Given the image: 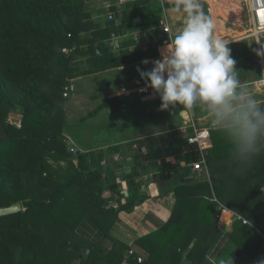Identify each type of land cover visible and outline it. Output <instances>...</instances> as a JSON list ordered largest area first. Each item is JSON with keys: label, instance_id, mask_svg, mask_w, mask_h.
Here are the masks:
<instances>
[{"label": "trees", "instance_id": "1", "mask_svg": "<svg viewBox=\"0 0 264 264\" xmlns=\"http://www.w3.org/2000/svg\"><path fill=\"white\" fill-rule=\"evenodd\" d=\"M206 1L201 0L203 10L211 15ZM170 9H177L176 2L136 0L91 12L87 0H0V209L17 203L25 209L0 218V264H120L128 247L112 238L109 228L120 213H132L145 201L139 179L146 175V162L159 161L156 178L168 181L180 175L181 162L189 166L200 159L197 146L188 143L191 129L187 136L172 132L152 140L147 154L140 151L135 166L125 175L127 189L123 190L115 172L102 166L108 153H79V166L74 164L64 134L67 120L58 109L80 76L126 68L135 78L142 61L158 59L159 47L171 43L159 30L161 16ZM95 14L98 18L107 15V20L95 21ZM110 15L114 19L109 20ZM151 31V44L139 50L133 34ZM113 35L123 40L112 46ZM16 105L23 109L20 127L9 121ZM133 106L119 97L107 98L90 117L106 108L123 112ZM183 111L177 109L174 119L184 121ZM211 132L213 147L207 152V164L236 160L225 136L218 130ZM110 152L125 155L126 150L121 146ZM188 166L184 178L192 175ZM232 172L228 179L215 178L212 184L177 181L172 219L136 242L144 252L142 264H210L209 242L219 235L218 207L226 188L236 187V204L240 195H246L243 215L264 233V224L249 205H259L262 197L254 183L264 173V153L250 166L240 164ZM111 201L118 208L107 209ZM85 220L100 229L104 241H111V251L103 253V242L91 246L88 260L81 251L70 254L71 241ZM233 237L237 249L233 264H257L264 259V240L251 225L240 221ZM97 247L100 254H96Z\"/></svg>", "mask_w": 264, "mask_h": 264}, {"label": "rangeland", "instance_id": "2", "mask_svg": "<svg viewBox=\"0 0 264 264\" xmlns=\"http://www.w3.org/2000/svg\"><path fill=\"white\" fill-rule=\"evenodd\" d=\"M219 1L223 2L224 0ZM239 1L237 5L238 9L234 11L237 20H226L216 16L211 1L208 0L209 3L206 2L209 6L211 16L214 18L217 25L215 35L229 43L228 47L231 50L232 58L236 61V68L241 82L251 90L254 98L259 102L264 100V96L257 94L254 89V83L262 78L258 45L252 34V23L244 7V0ZM228 7L231 8L232 4L230 3ZM241 11L242 18L240 17ZM97 16L98 15L95 14L93 17L95 21L105 22L103 17L98 18ZM216 20H223L224 27H221V23L219 22V24ZM121 40L122 38L120 36L116 39V41ZM114 43H111V45L114 46ZM239 57L243 59L238 60ZM78 59L81 60L82 58L78 57ZM86 67L85 65L84 68L86 69ZM126 76L127 74L123 72H111L106 75L101 73L94 76H80L72 82L68 96L67 94L64 96L66 100L58 105L59 111L63 112L67 120L68 126L64 134L68 147L72 151L73 158L71 160L74 164L79 166V153L87 151L94 153L101 152L102 154L103 152L108 153L106 167L108 166L109 170L115 172L117 181H121L122 187L126 186L123 185V179L127 173L131 172L133 166H135L137 155H139L140 151L142 154H147L146 146L150 141H157L163 136L172 134V132H181L182 135L187 136L190 129L192 132H195V128L201 130L213 127L210 123L207 111L202 105H194L191 108H187L177 104L174 106L170 105L167 109H162L161 99L147 104L144 103L143 98H140L136 94L135 90L137 87L132 84L133 82L131 83L129 80H126ZM121 83H124L125 88L121 87ZM126 86H131L134 90H132L130 94L126 93V89H128ZM114 97L133 102L134 106L123 112H116L111 108H106L100 111L98 115L90 117V114L96 111L103 104L105 99ZM137 100L138 102L135 103ZM177 109L191 111L190 118L191 120L194 119L195 127L191 125V123L186 125L184 121L174 119ZM22 114L23 109L16 105L9 116V121L20 127ZM121 146L125 148L126 153L121 162H116L114 160L116 154L111 153L110 150ZM184 153L186 152L184 151ZM159 163V161L146 162V175L154 177L153 181H155L156 184V176L159 174ZM61 164L63 167H66L64 163ZM180 164L183 170L188 166V164L184 162ZM188 167L192 169L191 164ZM183 170L180 174L183 173ZM191 172H193V170H191ZM234 189H236V187L230 188L229 191L231 192ZM105 197H110V195L106 193ZM232 203L237 206V208L240 207L239 203L236 204V201H232ZM251 208L262 210L257 204L256 206L251 205ZM83 223H81V225H83ZM85 239L83 238L87 245L86 248L88 249L86 251H89L90 248H92V243L90 239ZM105 246L106 245L103 244V253L106 250V248H104ZM98 251H100V249L97 247L96 254H100Z\"/></svg>", "mask_w": 264, "mask_h": 264}, {"label": "clouds", "instance_id": "3", "mask_svg": "<svg viewBox=\"0 0 264 264\" xmlns=\"http://www.w3.org/2000/svg\"><path fill=\"white\" fill-rule=\"evenodd\" d=\"M176 8L185 14L184 26L141 78L160 94L162 109L204 106L211 125L232 145L234 158L250 166L264 153V106L241 82L229 43L215 35L216 22L201 0H176Z\"/></svg>", "mask_w": 264, "mask_h": 264}, {"label": "crops", "instance_id": "4", "mask_svg": "<svg viewBox=\"0 0 264 264\" xmlns=\"http://www.w3.org/2000/svg\"><path fill=\"white\" fill-rule=\"evenodd\" d=\"M136 0H87V8L91 12H97L98 10H107L111 7H119L122 6L128 2H132ZM169 2H176V0H168ZM109 17V16H108ZM105 20H107V15L103 16ZM163 18H167L170 22V25L173 30L174 36L178 34V32L182 29L185 22V14L177 9H170L166 10L165 13L161 16V20ZM171 20V21H170ZM161 32V30H160ZM153 32H137L134 33V38L137 42V48L139 50H145L148 48V46L151 44V38ZM129 35V34H127ZM116 35H113L111 43L118 42L116 41ZM123 40V37L120 36ZM156 42V41H155ZM164 48H167V45L160 46L159 47V54L162 55V51ZM156 61L150 60L147 65L141 63L139 64V67L143 69V71H150L151 70V64ZM111 72H123L127 74L126 80H129L133 85L137 86V82L140 80L139 76H135L133 78V75L128 71L126 68H122L120 70H115ZM111 72L103 73L104 75L109 74ZM135 79V82L133 81ZM115 83V82H114ZM121 87H124V83H121ZM126 93H131L134 88L131 86H126ZM136 91V90H135ZM144 103L145 102L143 99ZM260 104L264 103L263 101H259ZM191 114V111H190ZM181 116L183 120H189V110H184L181 113ZM209 129L211 133V142H212V132L213 130H217L214 127L211 128H205ZM204 130V129H201ZM213 145V142H212ZM117 155V154H116ZM124 158V155H123ZM168 162L176 163L175 159L168 158ZM104 166H106L107 162H103ZM160 164V163H159ZM240 163L237 160H227V161H219L212 163L210 165L207 164V172L203 174L197 175L195 178V181L200 182H212L213 179H228L230 175H233L232 170L239 166ZM153 175V174H152ZM195 174L192 172L191 176H194ZM189 176V177H191ZM152 177V176H151ZM148 175H143L140 177V181L143 182V189L140 192V196L143 198H146L143 203H140L137 205V207L134 209L132 213H125L122 212L118 215V219L111 224L109 228V234L112 238L120 242L121 244L128 247L135 248L140 254H143L144 252L136 245L137 240L156 232L162 228H164L165 225L169 223V221L172 219L174 213H175V207L177 203V194L175 191V185L177 181L181 182V180L184 179L183 173L179 176H174L172 180H160L157 179V184L155 181H153V178H151ZM188 178V177H185ZM124 180V179H123ZM255 189L258 192H261L260 195L262 196L260 200H258L259 207L262 210H258L257 208L253 209L255 211L254 213H257L261 220L258 217V222L264 224V173L260 175V178L255 179ZM152 181V182H151ZM212 184V183H211ZM122 186V184H120ZM123 185H126L125 187H121L123 190L127 189V184L123 181ZM230 188H226V193L222 195L220 198L222 202L220 203L221 206V213L219 215V223H218V231L219 235L214 240H211L209 242V252H208V258L210 264H233L234 260L237 256V249H236V242L233 237V233L235 232L236 225L240 223V221L237 219L238 216L244 218L246 221L250 223V225L258 230L259 234L261 235L262 239L264 240V233L263 231H260L252 222L251 218H247L243 215L242 207L245 205L246 202V195L239 196V206H235L232 201H235V197L233 195L234 191H229ZM220 191V190H218ZM110 195L111 193H107ZM231 194V195H230ZM221 196V195H220ZM108 198V197H107ZM216 199V197H215ZM241 199V200H240ZM113 200V199H112ZM217 200V199H216ZM253 203V202H252ZM255 205V204H250ZM256 206V205H255ZM111 208H118V203L116 201L109 202L107 209ZM219 210V209H218ZM228 214L230 215L228 220H224V216ZM193 225V227H195ZM248 226V225H245ZM258 227L262 228V225L257 224ZM263 229V228H262ZM264 230V229H263ZM90 239L91 240V246L93 244H101L105 243L106 245L104 248H106L108 251H111L113 245L111 241L106 240L104 241V236L102 235L100 229L93 224L90 220H86L83 225H81L77 233L75 234L73 240L71 241L72 249L70 254L76 253L77 251H81L83 254L86 250H88L86 247V242L83 240ZM85 239V240H86ZM264 242V241H263ZM194 243L192 244V246ZM264 245V244H263ZM91 249V248H90ZM76 251V252H74ZM90 251V250H89ZM91 254V251L89 253V256ZM86 259V258H85ZM90 259V257H89ZM80 263V261H79Z\"/></svg>", "mask_w": 264, "mask_h": 264}, {"label": "built area", "instance_id": "5", "mask_svg": "<svg viewBox=\"0 0 264 264\" xmlns=\"http://www.w3.org/2000/svg\"><path fill=\"white\" fill-rule=\"evenodd\" d=\"M244 7L248 12L250 22L252 23V34L257 41L259 62L262 71V78L254 83V89L257 94L264 96V0H244ZM241 13L242 11L240 12V17L242 18ZM108 19L112 20L114 18L112 15H110ZM159 30H161L163 35L169 37L171 41L175 37L170 22L167 18H163L160 21ZM64 52L67 53L66 50ZM159 59H162V55L156 60ZM154 62L151 64V69L154 67ZM137 86L138 87L136 89V94L140 98L144 99L146 97L155 94L158 97V99H161L160 94L150 87V81L148 84H145L140 79L137 82ZM189 115H190V111H189ZM185 121L184 123L186 125H188V123H191V125L195 127L194 119L191 120V118L189 117V120H185ZM188 143L189 145L197 146L196 151L200 156V159L198 161L191 164L193 173L195 174L194 177L196 178L197 175L207 172V158H206L207 152L213 147L211 142L210 130L209 129L197 130V128H195V132H193V135L189 137ZM122 156L123 155L121 154L120 155L117 154L114 156V160L116 162H121L123 159ZM117 182L121 184V181H117ZM237 219L243 222L244 225H250L248 221H246L244 218L240 216H238ZM263 250H264V245H263ZM133 262L142 264L144 262V258L135 248H130L126 252L120 264H132Z\"/></svg>", "mask_w": 264, "mask_h": 264}, {"label": "water", "instance_id": "6", "mask_svg": "<svg viewBox=\"0 0 264 264\" xmlns=\"http://www.w3.org/2000/svg\"><path fill=\"white\" fill-rule=\"evenodd\" d=\"M137 72H138V76L140 77V79L145 84H148L149 81L147 80V78H141V72H143V69L138 66L137 67ZM157 100H158V97L155 94H153L152 96L144 98L145 102L157 101ZM193 182H195V177L194 176H191V177H188V178H184L183 180H181L182 184H188V183H193ZM126 194H127V192H126ZM218 209L220 210L221 206H219ZM24 210L25 209H24V207H23V205L21 203H17V204L12 205V206H10L8 208H1L0 209V218L19 214V213L23 212ZM83 256H84V258L88 259L89 258V251H86Z\"/></svg>", "mask_w": 264, "mask_h": 264}, {"label": "bare ground", "instance_id": "7", "mask_svg": "<svg viewBox=\"0 0 264 264\" xmlns=\"http://www.w3.org/2000/svg\"><path fill=\"white\" fill-rule=\"evenodd\" d=\"M211 4L213 6L215 15L218 17H221L223 19L226 20H237V16H235L234 11L236 9H238V4H239V0H224L223 2H220L219 0H210ZM232 4V7H228L229 4ZM217 21V20H216ZM218 23H221V27H224V22L222 21H217ZM219 23V24H220ZM220 27V28H221ZM223 29V28H222ZM223 31V30H222ZM162 53L164 52V50H161Z\"/></svg>", "mask_w": 264, "mask_h": 264}]
</instances>
